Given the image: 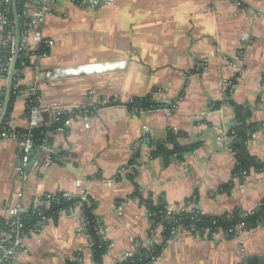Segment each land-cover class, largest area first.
<instances>
[{
    "label": "crops",
    "instance_id": "1",
    "mask_svg": "<svg viewBox=\"0 0 264 264\" xmlns=\"http://www.w3.org/2000/svg\"><path fill=\"white\" fill-rule=\"evenodd\" d=\"M48 9L40 28L25 34L31 56L8 127H33L30 93L39 98L34 128L52 129L58 114H70L71 123L47 133L57 162L49 151L24 156L16 140H0L1 218L7 208L25 213L47 197L77 198L75 181L82 180L109 243L100 264H118L154 235L161 241L159 231L150 233L146 203L177 212L196 194L203 214L257 211L264 167L235 178L239 146L216 153L210 134L190 138L216 127L220 144L236 126L238 107L246 125H258L245 154L264 161V0H112L96 8L58 1ZM42 43L48 53L38 56ZM3 88L0 76V94ZM146 97L157 109L130 108ZM210 108L203 123H194ZM85 109L93 110L89 129L73 117ZM168 131L178 146H198L180 159L157 154ZM90 244L79 216L63 211L25 240L17 264H69L79 254L81 264H95ZM253 258L264 261V221L241 241L221 231L206 239L180 234L155 264H245Z\"/></svg>",
    "mask_w": 264,
    "mask_h": 264
},
{
    "label": "trees",
    "instance_id": "2",
    "mask_svg": "<svg viewBox=\"0 0 264 264\" xmlns=\"http://www.w3.org/2000/svg\"><path fill=\"white\" fill-rule=\"evenodd\" d=\"M22 8L23 2L17 5V14L19 15V34L20 37L26 34L28 30L26 27V18L22 16ZM9 20H13V17L10 16ZM13 25V24H12ZM8 32V31H7ZM4 36H7L4 34ZM25 42L21 40L20 48L17 54L16 62H15V71L16 74L13 76L10 93H9V100L6 109V113L4 118L0 124V140L2 139L4 134H9L10 130L8 128V123L10 121L11 113L13 111L14 101L19 95L21 88L19 86V81L23 77V70L29 65V57L31 56L30 52H27L25 47ZM48 53V48L40 46V48L36 51V55L42 56L43 52ZM10 58L9 54V47L8 45L1 46L0 48V63L6 64L8 59ZM3 77H6V74H3ZM5 95H6V88L2 89L0 94V109L4 105L5 102ZM35 97L32 98L33 103L37 102L34 100ZM35 104V105H36ZM32 105V106H31ZM34 104H28L29 107H33ZM138 107L143 111L147 110H154L157 109L158 105L153 104L150 102L148 97L143 99H136L131 104V109ZM236 126L231 130L235 131L234 138L235 139H242L246 142V140L250 137V135L256 131L257 126L255 125H246L244 122V118L242 115V111L240 108L236 107ZM71 115L66 114L61 116V120L64 121L69 118ZM61 124H56L52 129H46L43 127L35 128L30 132L25 131H16L19 136L24 137L26 135L29 136L31 141L33 142V151L39 150L42 148V144L44 139H46V135L50 131L56 130ZM230 132V136H231ZM177 135H175L172 131H168V137L166 139L165 144H161L156 152L157 154H161L162 156L172 157L175 156L176 158H182L184 153L196 148L198 145L192 144L190 146H178L176 142ZM48 140V138H47ZM166 144H171V149H166ZM238 147H233V150ZM247 156V155H246ZM61 158L60 154L57 156H53L52 160L54 162L55 158ZM250 159L249 157H247ZM236 159L237 165L233 171V176L238 179H243L244 174L249 171V169L254 168L255 170H261L262 168L252 167L248 162H246L243 158H241L239 152H236ZM253 162V159H250ZM229 186L222 187V190L226 189L229 190ZM44 198L42 201L46 202ZM50 206L49 209L44 210V208H40L39 210H44L41 216L38 215L35 209H30L25 213L20 215V224H21V233L27 234L31 231L38 223L46 224L48 220L53 217L56 219L57 215L63 211H68L70 208H73L77 205L81 206L84 218L86 219V233L88 234L91 242V254L95 264L101 263L102 256L107 252L109 243L102 239L100 235H98V230L102 228L101 222L97 219L94 215L95 204L90 200L91 204L88 206L86 203L82 202L80 198L69 197L65 198L62 195H57L54 198L48 199ZM195 204L197 202V195H193L189 200L186 201L185 204ZM147 213L152 221V229L156 226L161 225L164 229L163 231V242L161 244H153L151 246L150 253L145 251V249L140 248L135 255L131 259H126L121 264H151L152 257H159L161 252L166 247V240L169 239L171 232H173L177 227H181L185 230H191L194 227L192 233L199 232L203 233L204 230L208 229L209 237L217 234L218 232H223L228 237L235 238L238 236L240 230L251 231L257 225L264 221V200L261 203L260 207L257 211L251 214H243L240 210L235 209L230 213H226L223 215H201L197 210L193 214H183L180 213L175 216H171L167 213L166 206L164 203L159 205H152V203H146ZM170 216L171 220L165 221L163 218ZM44 217L45 220H42ZM0 223L4 226L5 220L4 218L0 217ZM6 227V226H5ZM69 264H78L76 262H71ZM245 264H264V261L253 258L247 260Z\"/></svg>",
    "mask_w": 264,
    "mask_h": 264
},
{
    "label": "built area",
    "instance_id": "3",
    "mask_svg": "<svg viewBox=\"0 0 264 264\" xmlns=\"http://www.w3.org/2000/svg\"><path fill=\"white\" fill-rule=\"evenodd\" d=\"M58 1H66L69 2L75 6L82 7V6H89V7H102L104 5L109 4L112 0H0V46L8 45L9 47V54L10 58L6 62V64L0 63V76L6 81V86L8 79L10 75L13 76L16 74L15 69L12 70L13 62L16 61L17 54L20 48V42L21 40L24 41L26 36H21L19 34V15L17 14V5L21 2H23V8H22V16L26 18V27L27 31L40 28V26L43 23V18L45 15L49 12L48 6L53 3H57ZM10 16L13 17V20H9ZM13 24V25H12ZM8 31V32H7ZM26 31V32H27ZM6 34L7 36H4ZM43 47H48V44L42 43ZM26 49L27 52L28 48L25 46L24 50ZM47 55V53L44 51L42 53V56ZM3 74H6V77H3ZM35 97L36 103H33L32 98ZM28 104H34V106L31 108H28V116L31 120V123L33 127H31L27 132H30L31 130L35 129V119L38 113V101L39 98L35 96L34 93H30L28 96ZM36 104V105H35ZM99 104H102V102H99ZM32 106V105H31ZM3 106L0 109V116L2 114ZM95 111V110H94ZM93 114V110L91 109H85L82 111H79L77 113L73 114V117L79 120L84 121V126L86 129H89V116ZM65 114H58L55 118V123H60L61 127L57 128V131H63V127H68L71 123V119L67 118L66 120L62 121L61 116H64ZM9 128V127H8ZM10 130V128H9ZM235 131L231 132V136L229 137L227 134L223 135L221 138L222 142L225 144L229 143V138H233ZM10 137L17 142V146L19 150L22 152V155L24 156H30L33 152V142L29 138L28 135L21 137L16 131L10 130L9 134H4L2 139ZM48 134L46 135V139H44L41 150L49 151L51 155L57 156L58 153L53 150L51 147L48 146ZM49 139V138H48ZM228 139V140H227ZM61 158H55L54 162L59 161ZM25 164L23 167H25ZM75 186L78 190V198L84 203H86L88 206L91 204L89 198H88V190L85 185V183L82 180L75 181ZM63 197L69 198L71 196L67 194H62ZM48 199L52 197H47ZM46 199V202L39 201L35 204V210H38L37 213L39 216L43 214L44 210H39L40 208L47 207L49 205V200ZM167 213L171 216L178 215L180 213L183 214H193L195 213V210H197L201 215H207L201 213L195 204H184L177 212L169 211L166 207ZM69 213L75 214L79 216L80 219V230L83 232H86V219L84 218L82 209L80 205H77L73 208H70L68 210ZM6 216L4 218L5 225L4 227L11 233L14 234V236H11L10 234L1 231L0 230V264H17L19 255L21 253V250L23 248V243L25 240L30 236H36L38 235L42 228L45 226L44 223H38L35 228H33L31 231H29L27 234L21 233V224L20 222V215L23 213V210L19 207L15 208H7L6 209ZM211 216V215H210ZM165 221L171 220L170 216H167L163 218ZM42 220H45L44 217H42ZM194 230V227H192L191 230H185L181 227H177L173 232H171L170 237L168 240H166V246L172 243L180 234H187L191 237L195 238H209V231L208 229L204 230L203 233L195 232L192 233ZM160 232L161 234V241H158L155 238V233ZM163 227L161 225L156 226L154 229L150 230L152 237L151 243L147 244L143 247L148 254L150 253L151 246L153 244H161L163 242ZM251 231H245L240 230L238 233V236H236V239L238 241H241L242 238L246 235H249ZM98 235L101 236L102 239H105L104 230L103 228H100L98 230ZM214 236V235H213ZM109 247V246H108ZM90 250H91V244H90ZM135 253H127L122 260L119 261L118 264H121L126 259H131ZM159 257H152L151 264H155L157 262ZM74 262L81 264L82 262V256L79 254L76 259H74Z\"/></svg>",
    "mask_w": 264,
    "mask_h": 264
},
{
    "label": "water",
    "instance_id": "4",
    "mask_svg": "<svg viewBox=\"0 0 264 264\" xmlns=\"http://www.w3.org/2000/svg\"><path fill=\"white\" fill-rule=\"evenodd\" d=\"M15 62H13L12 65V70L15 69ZM12 79H13V75L11 74L8 82H7V86H6V95H5V102L3 105V109H2V114L0 116V124L4 118V115L6 113V109H7V105H8V100H9V93H10V87H11V83H12ZM212 112L211 108L209 110H207L205 113V115H203V117L200 120H196L194 123L200 124L203 123L205 121V119L207 118L206 115L210 114ZM192 129H193V125H192ZM218 128L216 127H208L203 131V134L200 137H196V138H190V140L192 142L195 141H200L203 140L204 137L207 134L211 135L210 138V142H211V146L214 152L216 153H222V152H226L227 150H230L231 148H233L234 146H239V154L241 156V158H243L246 162H248L252 167H256V168H262L264 167V161L263 162H253L250 159L247 158L246 154H245V141L242 139H238L235 140L229 144H225L224 142H221L220 144L218 143V134H217ZM191 136L193 135V130H191ZM0 229L3 230L4 232L10 234L11 236H14L13 233L9 232L1 223H0Z\"/></svg>",
    "mask_w": 264,
    "mask_h": 264
}]
</instances>
